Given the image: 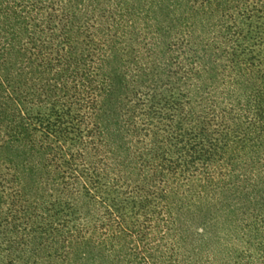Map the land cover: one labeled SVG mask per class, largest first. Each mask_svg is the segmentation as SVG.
<instances>
[{
	"label": "trees",
	"instance_id": "trees-1",
	"mask_svg": "<svg viewBox=\"0 0 264 264\" xmlns=\"http://www.w3.org/2000/svg\"><path fill=\"white\" fill-rule=\"evenodd\" d=\"M0 264H264V0H0Z\"/></svg>",
	"mask_w": 264,
	"mask_h": 264
}]
</instances>
